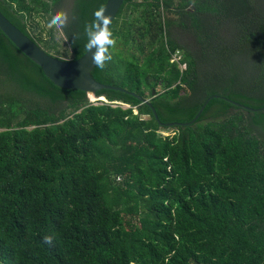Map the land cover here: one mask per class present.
Returning <instances> with one entry per match:
<instances>
[{"label":"trees","instance_id":"16d2710c","mask_svg":"<svg viewBox=\"0 0 264 264\" xmlns=\"http://www.w3.org/2000/svg\"><path fill=\"white\" fill-rule=\"evenodd\" d=\"M162 1L125 0L112 58L92 73L125 90L96 101L56 85L0 29V263L264 264V0ZM106 3L0 10L50 47L55 26L35 18L63 11L73 60Z\"/></svg>","mask_w":264,"mask_h":264},{"label":"water","instance_id":"95a60500","mask_svg":"<svg viewBox=\"0 0 264 264\" xmlns=\"http://www.w3.org/2000/svg\"><path fill=\"white\" fill-rule=\"evenodd\" d=\"M124 2L125 0H107L104 11L110 20V23L108 25L109 29L116 19ZM0 29L28 58L42 67L45 74L50 80H52L56 85L60 87L83 90L87 92L89 96H96V92L103 88L125 90L118 86L101 83L93 77L92 73L96 66L91 63V54L88 53V50L80 58L73 60L53 56L45 51L27 34H25L19 27H17L10 19H8L4 15L1 10ZM153 93L156 94V90H154ZM219 96L220 95H214L208 98L195 118L192 121L184 124L194 123L200 117L210 100L213 97ZM138 97L140 100L153 107L150 100L142 96ZM154 111L157 116L155 109Z\"/></svg>","mask_w":264,"mask_h":264},{"label":"clouds","instance_id":"9594fccd","mask_svg":"<svg viewBox=\"0 0 264 264\" xmlns=\"http://www.w3.org/2000/svg\"><path fill=\"white\" fill-rule=\"evenodd\" d=\"M95 19L91 24L85 25L84 32L87 37V50L90 53V60L93 65L103 68L105 63L111 60L109 48L114 44L111 38L112 33L108 28L110 23L109 17L105 14L104 9H99L94 13ZM67 16L63 11H56L47 18V24L50 26L60 27L65 25ZM97 99H106L100 97ZM96 99V100H97ZM94 100V101H96ZM45 243H51L53 237L45 235L43 237Z\"/></svg>","mask_w":264,"mask_h":264},{"label":"rangeland","instance_id":"374dc122","mask_svg":"<svg viewBox=\"0 0 264 264\" xmlns=\"http://www.w3.org/2000/svg\"><path fill=\"white\" fill-rule=\"evenodd\" d=\"M137 1H141V0H137ZM167 16H172V17H175V15H171V14H167ZM47 18L48 17H41V16H36V22H38L39 23V27L40 28H43V27H45V22H46V20H47ZM30 25H29V29H31V31L34 33V29H33V27L31 28L30 26L32 25V26H35L34 25V20H30ZM46 28V27H45ZM43 34H42V37L43 38H49L50 37V33H49V31L48 30H46V29H43ZM178 33H180L181 34V31H177ZM53 33H54V37H55V39L58 41V45L56 46V47H50V46H48V44H46L45 43V41H43L42 40V42L41 41H39V40H37V42L42 46V48L45 50V51H47V52H49V53H51V54H55V53H57V51L56 50H59V51H63L64 53H61L60 55H61V57H63L64 59H69V58H71V55L70 54H68L67 52H69V45L67 44V42H66V38H65V36H64V34H63V31H62V29H61V27H55V29H54V31H53ZM38 39V38H37ZM52 50V51H51ZM54 51V52H53ZM180 54L184 57V55H183V53H182V51H180ZM163 90V88H162V86L161 85H158L157 87H156V91L157 92H159V91H162ZM90 97V100H92V101H94V100H96L97 99V97L95 96V95H92V96H89ZM150 97L148 96L147 97V99L148 100H150L149 99ZM125 107H127V106H125ZM145 117H147V116H145ZM167 134L169 135L170 134V131L168 130V131H163V135L164 136H167ZM0 264H2V263H0Z\"/></svg>","mask_w":264,"mask_h":264},{"label":"built area","instance_id":"2783aa9c","mask_svg":"<svg viewBox=\"0 0 264 264\" xmlns=\"http://www.w3.org/2000/svg\"><path fill=\"white\" fill-rule=\"evenodd\" d=\"M161 10L162 11L164 10V4H163L162 0H161ZM182 60H183V56L180 54L179 51H177L175 54H173L172 61L178 62L180 67H181V69L185 70L187 68V64L185 62H182Z\"/></svg>","mask_w":264,"mask_h":264},{"label":"crops","instance_id":"0c3cea01","mask_svg":"<svg viewBox=\"0 0 264 264\" xmlns=\"http://www.w3.org/2000/svg\"><path fill=\"white\" fill-rule=\"evenodd\" d=\"M184 58V57H183ZM187 64V63H186Z\"/></svg>","mask_w":264,"mask_h":264}]
</instances>
